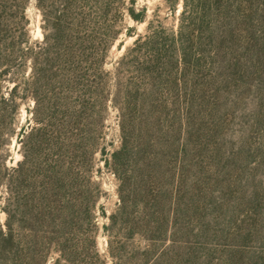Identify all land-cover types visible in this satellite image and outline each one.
Here are the masks:
<instances>
[{
	"label": "trees",
	"instance_id": "1",
	"mask_svg": "<svg viewBox=\"0 0 264 264\" xmlns=\"http://www.w3.org/2000/svg\"><path fill=\"white\" fill-rule=\"evenodd\" d=\"M136 4L0 0V264H187L191 241L251 236L256 221L241 217L259 197L234 165L261 150L226 129L264 82V0H163L169 27ZM123 33L136 38L109 69ZM104 169L116 180L109 212Z\"/></svg>",
	"mask_w": 264,
	"mask_h": 264
},
{
	"label": "rangeland",
	"instance_id": "2",
	"mask_svg": "<svg viewBox=\"0 0 264 264\" xmlns=\"http://www.w3.org/2000/svg\"><path fill=\"white\" fill-rule=\"evenodd\" d=\"M143 6L148 7L147 14L149 17L151 13L156 10L155 19L161 21L166 27L175 23L173 16L163 4V0H137L136 7L142 8ZM179 10H181V5H179ZM27 13L31 19L30 34L32 39L41 40V15L34 2L29 6ZM123 23L126 28L131 27L136 34L143 33L146 26L145 23L134 22L128 16L124 18ZM121 38L124 40V46L121 50L117 49V45L114 46L115 49L114 47L112 48L111 58L107 65L109 69L112 68L113 62L122 55L125 48L132 44L136 36L126 37L123 33ZM260 97L263 106L259 104ZM261 108L264 111V82L260 86L259 93L254 90V94L251 93L246 95L239 106L232 109L231 117L228 121L229 125L226 129V139L231 141L236 147H239L244 139H251L253 149L259 148L261 150L259 154L247 158V161L245 159L246 164L244 165L241 164V162L234 165L235 162H232V165H234L237 171H240L238 168H244L241 181L244 186V194H246V197L249 198L253 196L254 191H257L259 197L257 200V205L259 206L256 212L257 214L250 212L248 215H245V217H241L243 220L252 219L256 221L255 226H249L253 227L254 230L249 239L246 240V243L237 242L234 236H229L226 240L219 238V240L204 241L203 243L191 241L188 244L190 253H193L190 258H195L196 261L194 262L192 259V261L190 260L187 264H228L225 260L229 255L236 256L235 259L237 260L236 263L232 262L231 264H264V158H260V156L264 154V120L258 121L256 116V113L259 112ZM26 117V111L22 107L19 115L20 125L25 124ZM107 141L112 142L113 147L118 145L117 126L114 121L113 112H111L108 121ZM12 150L14 159H16V156L19 154L13 147ZM9 164H13V162H9ZM235 174H237V172L232 170L228 176L235 177L237 176ZM98 177L103 182L106 191V196L102 199V202L109 212L113 209L116 201V180L114 174L107 169L102 170ZM0 220H4L1 212ZM135 243L136 245L142 246L145 244L142 241H136ZM99 246L104 252L107 247V238L100 237Z\"/></svg>",
	"mask_w": 264,
	"mask_h": 264
},
{
	"label": "bare ground",
	"instance_id": "3",
	"mask_svg": "<svg viewBox=\"0 0 264 264\" xmlns=\"http://www.w3.org/2000/svg\"><path fill=\"white\" fill-rule=\"evenodd\" d=\"M114 49H115V47H114ZM120 53H121V52H120ZM19 158H20V155H17L15 161H17ZM2 217H3V219H4V217H5V215H4L3 213H2Z\"/></svg>",
	"mask_w": 264,
	"mask_h": 264
}]
</instances>
